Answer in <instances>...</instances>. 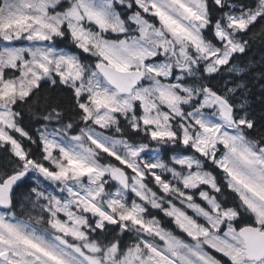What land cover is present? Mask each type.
I'll return each instance as SVG.
<instances>
[{
  "label": "snow or ice",
  "instance_id": "snow-or-ice-1",
  "mask_svg": "<svg viewBox=\"0 0 264 264\" xmlns=\"http://www.w3.org/2000/svg\"><path fill=\"white\" fill-rule=\"evenodd\" d=\"M0 264H264V0H0Z\"/></svg>",
  "mask_w": 264,
  "mask_h": 264
}]
</instances>
